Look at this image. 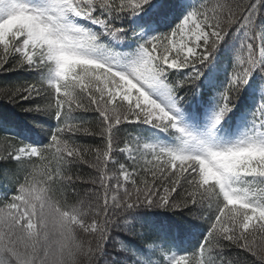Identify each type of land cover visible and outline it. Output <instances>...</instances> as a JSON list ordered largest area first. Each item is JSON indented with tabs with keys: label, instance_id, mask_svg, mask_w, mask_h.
<instances>
[{
	"label": "snow or ice",
	"instance_id": "snow-or-ice-1",
	"mask_svg": "<svg viewBox=\"0 0 264 264\" xmlns=\"http://www.w3.org/2000/svg\"><path fill=\"white\" fill-rule=\"evenodd\" d=\"M0 73L35 77L0 88L33 114L0 113V160L31 166L0 193V264H264V0H0Z\"/></svg>",
	"mask_w": 264,
	"mask_h": 264
},
{
	"label": "trees",
	"instance_id": "trees-1",
	"mask_svg": "<svg viewBox=\"0 0 264 264\" xmlns=\"http://www.w3.org/2000/svg\"><path fill=\"white\" fill-rule=\"evenodd\" d=\"M192 3H200L201 0H190ZM211 3H214L215 0H210ZM246 2V0H245ZM166 30L165 28H162L161 31ZM243 56V54L241 53ZM182 77H177V79H181ZM221 78H223L221 76ZM25 81L29 83L35 82V77L28 76L22 73H0V88L4 87H12L14 85L23 84ZM181 95H186L187 99L189 101V106L193 109L194 107L198 106L199 103L205 104L208 100V97L211 95L210 92L203 94L202 96H192L190 89H185L184 92L181 93ZM0 100H3V97H0ZM37 103L43 105L46 103L44 100L37 101ZM30 105L25 104L24 107H29ZM8 112V113H15L19 119L25 121L27 124L32 125L33 122V114H26L22 113L21 108H12V106H4L0 104V113ZM235 117V116H234ZM86 119L90 121L89 127L92 130H96L100 127L99 122L94 114H89ZM47 121V122H46ZM38 123L44 124L45 128H48L49 126L55 127V121H49L48 118L40 117L37 120ZM124 132L131 133L133 135L138 134V130L135 126H126L123 129ZM147 135L148 133L145 132ZM9 135V133L0 132V143L3 142V138L5 136ZM23 138H17L12 141V144L14 146L19 145V141ZM32 139H43V137H37L33 136ZM77 142L81 145L92 147V148H102L104 141L101 137L97 135H86V136H78L76 137ZM26 143L30 141H25ZM123 145H121L122 147ZM123 162V157L120 158ZM29 164H24L23 166L17 165L15 163H6L3 160H0V191L6 192L8 196H11L13 194V191L18 185L16 184V181L19 180L23 182V178L26 174V169L30 170ZM72 172L76 175L80 176L84 180H88V178L95 174L94 170L88 167L87 165H77L72 169ZM89 185L87 184H78L76 186V190L79 193V196L69 197V202H75L77 199L84 198V194L87 191ZM56 196H59V193L56 194ZM143 211L146 212H157L158 215L154 216V219L159 220H166L168 217H171V213H159V210H149L145 209ZM186 215H190L189 213H185ZM173 219H180V217H172ZM81 240H86L87 237L84 234L80 235ZM200 239L199 233L195 228L190 229V231L185 235L183 240V247L187 250V255L189 256V259L192 258V253L197 248V241ZM148 243H151L153 241L149 240ZM181 254H185L181 252ZM225 255L228 258L232 257H239L241 264H254V258L251 255H247L245 253H238L235 250L226 251Z\"/></svg>",
	"mask_w": 264,
	"mask_h": 264
},
{
	"label": "rangeland",
	"instance_id": "rangeland-1",
	"mask_svg": "<svg viewBox=\"0 0 264 264\" xmlns=\"http://www.w3.org/2000/svg\"><path fill=\"white\" fill-rule=\"evenodd\" d=\"M195 113V112H194ZM203 113H204V109L203 110H201L200 112H198V113H196L201 119L203 118ZM236 122H237V120H236ZM235 122V123H236ZM178 254H180V253H178Z\"/></svg>",
	"mask_w": 264,
	"mask_h": 264
}]
</instances>
